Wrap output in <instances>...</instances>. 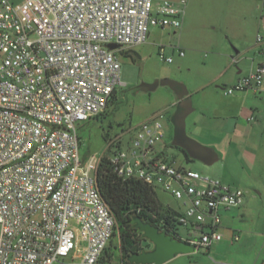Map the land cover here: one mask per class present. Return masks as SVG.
Listing matches in <instances>:
<instances>
[{
  "label": "built area",
  "instance_id": "1",
  "mask_svg": "<svg viewBox=\"0 0 264 264\" xmlns=\"http://www.w3.org/2000/svg\"><path fill=\"white\" fill-rule=\"evenodd\" d=\"M186 6L0 0V264H109L116 220L97 182L104 156L118 176L180 202L188 236L177 237L198 248L222 240L221 212L241 206L245 190L168 159L164 111L116 135L101 155L80 152L79 125L102 115L124 84L119 53L145 44L152 27L181 29ZM160 56L173 61L164 46ZM263 82L264 63L224 91L259 90Z\"/></svg>",
  "mask_w": 264,
  "mask_h": 264
},
{
  "label": "rangeland",
  "instance_id": "2",
  "mask_svg": "<svg viewBox=\"0 0 264 264\" xmlns=\"http://www.w3.org/2000/svg\"><path fill=\"white\" fill-rule=\"evenodd\" d=\"M257 5L260 4L254 0H187L185 21L182 28L176 33L169 27L165 29L152 27L151 36L145 44L121 51L119 53L121 80L124 84L117 89L114 105L109 106L99 117L79 125L82 158L105 153L108 142L116 135L122 134L155 113L164 111L163 121L171 130V135L166 141L169 144L166 150L168 159L174 160L177 166L197 170L204 176L242 188L245 190V202L248 196L256 195V185L259 182L263 183L261 178L263 170L260 165L257 170V166H250L248 159L230 156H223L213 165H206L198 160L186 161L184 153L172 145L173 124L171 118L175 107L170 105L177 98L175 92L169 86L164 85L151 91L139 89V85L142 83L152 84L157 80L169 77L187 86L193 102L198 96H194L193 89L197 85L209 81L217 72H221L226 64L227 55V63L232 64V69L227 76L237 71V65L233 60L237 59L235 47L239 49L247 41L256 38L255 22L259 19L260 13L264 14L263 4L260 5V9L257 8ZM161 46L165 48V56L173 58L171 63L161 58ZM179 50L184 52L183 56H180ZM213 53H218V63L210 62L209 56ZM215 89L222 93L217 101L226 103L231 99L230 95H225L223 93L225 91L220 87L215 86ZM258 96L260 97V95ZM196 116V112L191 113L187 117V123L190 124ZM187 131L189 133V130ZM125 137L128 138L129 134ZM111 153V151H107V154ZM156 196L163 205L182 210L180 202L163 189H158ZM250 207L248 216H264V201L256 199L250 203ZM226 213L227 211H222L221 216ZM232 228L242 232L240 227L232 226ZM179 233L183 238L188 236V230L183 226L179 227ZM112 242L113 245L119 244L118 236H115ZM197 254H207V249L202 247L194 253L180 255L177 257L180 258L178 262L186 260L187 257L183 256L189 255H194L192 259L196 261L197 257L201 256ZM108 263L124 264L120 255L108 259Z\"/></svg>",
  "mask_w": 264,
  "mask_h": 264
},
{
  "label": "crops",
  "instance_id": "3",
  "mask_svg": "<svg viewBox=\"0 0 264 264\" xmlns=\"http://www.w3.org/2000/svg\"><path fill=\"white\" fill-rule=\"evenodd\" d=\"M254 1L264 6V0ZM260 5H257L258 9L261 8ZM184 21L185 16L183 24ZM255 23L256 38L247 41L239 49L235 47L237 71L227 76L232 69V64L227 63L228 55L226 54L227 65L225 64L223 70L213 75L206 83L197 85L193 89L194 96H198L192 102L193 111L191 113L196 112L197 116L190 124L187 123V130L191 137L213 148L218 160L223 156L242 157V159H248L251 167L257 166V170L260 165L263 170L261 175L263 183L259 182L256 185V195L248 196L247 201L244 200L241 206L223 210L227 211L221 216L220 231L223 238L207 247V254H197L201 256H198L196 261L192 259L194 255L183 256L187 258L181 262H178L180 259L177 258L180 256L178 255L164 264H262L264 261V216H248L251 202L256 199L264 201V82L259 90L249 89L245 90L246 92L240 91L234 94L223 92L231 98L226 103L217 101L222 93L215 89V86H218L224 91L225 87L234 85L241 77L264 63L263 13L259 14V19ZM173 32L176 33L177 30ZM259 34L263 36L260 42L258 41ZM217 56L218 53L210 55V62L215 64L218 61ZM177 102L176 98L170 106L175 107ZM251 117L254 119L251 120ZM216 133L219 135H215ZM170 135L171 130L169 129V137ZM234 209H236L235 212ZM232 226L242 228V232H238V229ZM235 236L239 239L235 240Z\"/></svg>",
  "mask_w": 264,
  "mask_h": 264
},
{
  "label": "trees",
  "instance_id": "4",
  "mask_svg": "<svg viewBox=\"0 0 264 264\" xmlns=\"http://www.w3.org/2000/svg\"><path fill=\"white\" fill-rule=\"evenodd\" d=\"M117 92L109 100V106L116 103ZM176 147V146H174ZM180 149L186 161H194L184 149ZM97 182L101 194L109 206L116 220L114 236H118L119 244H112L105 251V256L112 259L121 256L124 264H130L128 257L153 245L143 237L133 224V217L140 216L143 220L157 224L162 230L175 236L178 235L180 223L179 211L170 206L163 205L153 190L145 182L138 179H123L112 169L109 159L104 156L97 169Z\"/></svg>",
  "mask_w": 264,
  "mask_h": 264
},
{
  "label": "water",
  "instance_id": "5",
  "mask_svg": "<svg viewBox=\"0 0 264 264\" xmlns=\"http://www.w3.org/2000/svg\"><path fill=\"white\" fill-rule=\"evenodd\" d=\"M108 47L117 50L120 45L111 43ZM146 85L148 91L155 90L160 85L169 86L177 96L178 102L171 118L173 124L172 145L184 149L193 160L201 161L206 165H213L218 160L215 150L191 137L187 132V117L193 111L187 86L169 77ZM133 224L153 247L131 254L128 257L130 264H164L178 255L191 254L199 249L196 245L167 233L157 224L145 221L140 216L133 217Z\"/></svg>",
  "mask_w": 264,
  "mask_h": 264
},
{
  "label": "flooded vegetation",
  "instance_id": "6",
  "mask_svg": "<svg viewBox=\"0 0 264 264\" xmlns=\"http://www.w3.org/2000/svg\"><path fill=\"white\" fill-rule=\"evenodd\" d=\"M139 89L148 90V87L145 83L139 85Z\"/></svg>",
  "mask_w": 264,
  "mask_h": 264
}]
</instances>
